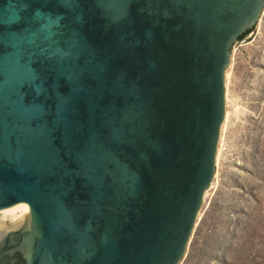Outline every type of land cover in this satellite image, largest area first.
<instances>
[{"label": "water", "instance_id": "water-1", "mask_svg": "<svg viewBox=\"0 0 264 264\" xmlns=\"http://www.w3.org/2000/svg\"><path fill=\"white\" fill-rule=\"evenodd\" d=\"M263 8L0 0V264H180Z\"/></svg>", "mask_w": 264, "mask_h": 264}, {"label": "rangeland", "instance_id": "rangeland-1", "mask_svg": "<svg viewBox=\"0 0 264 264\" xmlns=\"http://www.w3.org/2000/svg\"><path fill=\"white\" fill-rule=\"evenodd\" d=\"M250 31L233 46L226 71L215 174L197 220L211 211L199 239L205 248L191 264H229L249 232L264 257V8ZM188 249L180 264H187Z\"/></svg>", "mask_w": 264, "mask_h": 264}, {"label": "trees", "instance_id": "trees-1", "mask_svg": "<svg viewBox=\"0 0 264 264\" xmlns=\"http://www.w3.org/2000/svg\"><path fill=\"white\" fill-rule=\"evenodd\" d=\"M251 31L245 33L242 35L237 43L243 41L246 36L250 33ZM211 211L209 214H207L206 218L203 219L196 227L193 238L191 240L188 253H187V264H191L197 257H202V250L204 251L205 247H199V239L201 237V233L206 225V222L208 221V216L210 215ZM212 231H210V234ZM255 234L254 232H249L245 235V237L242 240V243L238 245L235 248V253L236 256L230 261L229 264H264V257H260V253L255 251L256 248V239L254 238ZM209 237L204 239V244L205 245L208 242ZM201 248V249H200Z\"/></svg>", "mask_w": 264, "mask_h": 264}, {"label": "bare ground", "instance_id": "bare-ground-1", "mask_svg": "<svg viewBox=\"0 0 264 264\" xmlns=\"http://www.w3.org/2000/svg\"><path fill=\"white\" fill-rule=\"evenodd\" d=\"M27 211L28 206L26 204H19L9 209L0 211V219L2 222L8 221L11 224L23 217L27 213Z\"/></svg>", "mask_w": 264, "mask_h": 264}]
</instances>
